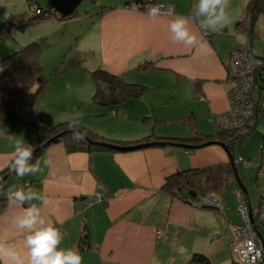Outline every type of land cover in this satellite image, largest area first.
Instances as JSON below:
<instances>
[{
  "label": "crops",
  "instance_id": "0c3cea01",
  "mask_svg": "<svg viewBox=\"0 0 264 264\" xmlns=\"http://www.w3.org/2000/svg\"><path fill=\"white\" fill-rule=\"evenodd\" d=\"M194 3L195 0H159L156 5L171 7L172 12H161L156 21L149 19L146 9L132 8L126 3L97 11L95 21L92 15L80 22L78 16L74 17L73 28L70 21H60V26L67 25L75 35L80 33V28L83 30V39L75 48L84 53V63L90 69L102 67L120 74L127 82L147 87L141 97L131 99L138 102L131 108L144 110L143 118L151 119L152 128L150 125L137 132L138 126L132 125L126 134L111 133L104 129L109 125L105 122L101 126L96 121L83 120V125L117 140H139L152 133L158 137L190 138L194 132L177 119L191 116L199 122L200 112L193 110L189 114L190 108L198 109L193 94L203 97L200 100L212 115L228 110L226 62L230 53L242 44L234 45L238 32L241 33L236 24L243 17L248 0H227L229 22L218 32L201 27L192 16ZM181 16L197 36V45L187 46L171 39L167 25ZM145 62H153V67L140 68ZM183 88H190V91L186 89L188 95L181 94ZM59 95L58 90L45 92L39 103V111L50 123L62 121L57 120L58 112H66V108L54 105ZM129 101L118 106L117 115L131 109L125 107ZM167 103L182 109L168 114L162 110ZM94 107L95 115L105 116L110 110ZM178 122L187 129L163 127L177 126ZM198 127L207 134L199 123ZM39 135L37 130L14 120L4 124L0 135V179L4 178L1 172L12 159L9 140L15 136L27 141ZM171 142L126 151L96 152L69 150L66 143L58 142L34 161H39L42 167L45 160L50 161L41 174L25 177L9 174L4 183L7 181L8 191L28 182L23 189L41 192L50 201L41 206L42 215L63 230L61 247L77 250L82 264H234L227 237L234 239L231 224L239 222H231L220 208L212 211L210 207L197 206L181 192L174 194L164 188L170 175L227 164L230 153L219 144L192 148ZM97 195L103 201L94 200ZM3 197L0 198V239L24 255L23 233L11 223L21 208L10 203L6 195ZM160 229L162 235L157 234ZM84 231L89 232V246L81 250L79 239ZM261 232L264 238L263 229ZM194 255L205 258L193 260ZM5 264L10 262L6 260Z\"/></svg>",
  "mask_w": 264,
  "mask_h": 264
},
{
  "label": "rangeland",
  "instance_id": "374dc122",
  "mask_svg": "<svg viewBox=\"0 0 264 264\" xmlns=\"http://www.w3.org/2000/svg\"><path fill=\"white\" fill-rule=\"evenodd\" d=\"M127 1L128 0H83L76 9L79 17L77 20L80 22L82 18L92 15L94 16L92 21H95V13L100 11L103 7L125 4ZM49 2L50 0H0V75L2 72L1 59L4 56L15 52L22 45H26L30 42H38L42 48L41 65L44 69V75L46 77L54 76V79L45 92L58 90L60 92L59 99L54 100V105L56 108H58V106L60 108H66V112L64 110L63 112H58L59 116L57 120H62L60 122L68 121L74 113H79L82 117L81 122L83 120L88 122L96 121V123L101 126L104 122L108 123L109 125L106 126L108 128L104 127V129L111 130V133L126 132L127 134V132L131 131L132 125L138 126L137 130H135L137 132H140V129L141 131L143 129L146 130L150 125L152 128L151 119L145 120L143 118L144 110H141L140 107L131 108L134 107V103H138L137 100H131L132 98L127 99L130 100L128 102L129 105H125L126 108L131 109L125 110V113L121 116L110 113L105 116L95 115V104L92 100L94 93V83L91 76L92 69L89 68L87 63H84L86 61L84 57H80L82 60L81 66L69 67L70 59H74L77 51H80L75 47L78 46L77 44L79 41L83 39V30L81 28L79 29L80 33H78V35L73 34V31L70 29L73 28L72 21L75 20L74 18L61 21H70V28L67 25L60 26L61 22L58 20L57 15L49 12L51 15L49 20L33 23L25 28L22 27L24 23L22 20L24 18H31L35 14H40L37 8L38 6L42 7V10L48 13L47 9L49 8ZM169 8L170 9H161V12H172V8ZM254 34L255 36L252 41L251 49L254 54L260 56L264 50V14L257 20L254 27ZM245 39V34L238 32V37L235 38L234 45L238 46L244 43ZM58 69L60 70L59 72ZM186 89L189 90L190 88H183L181 94L188 95L189 93ZM45 97L48 96L45 95ZM192 98L199 104H195V107L198 109L190 108L189 114H192L193 110L195 112H200L198 123L203 128L202 131L207 134L218 132L219 127L210 120L212 114L207 112L208 108L206 103L200 100L197 94H193ZM127 100L122 104H125ZM120 107H122V105H120ZM179 109H182V107L176 109L175 106H170L168 103L164 104L162 108V110L166 111L168 114H174ZM186 109L187 107H184V110ZM18 110L21 115L29 117L30 110L27 96L20 103V107L18 105ZM133 115H138L139 119H133ZM33 117L34 114L32 115V118ZM118 117H124L130 120H120ZM13 120L23 125L15 118L9 120V122H13ZM175 125L177 126L169 125L163 127H167L166 129H172L173 127L187 129L186 126H183L181 123ZM246 130L248 129H243V131ZM243 131L239 133H243ZM249 131L251 132L247 134L243 140L241 138L237 140L234 145V156L243 159L238 161L235 160L237 173L242 184L246 187L252 203L255 205L260 198L262 187L264 186V178L258 176V166L251 162L260 163L263 159L264 118L256 124L253 130L249 129ZM174 143L186 144L182 142ZM244 161L250 164H246ZM1 176H3L2 172ZM200 177L202 187L199 192V199L205 201L207 198L213 197L220 202V209L224 210L226 214L229 215L231 222L241 223L242 215L239 212L238 200V191L241 187L236 181V173L230 171L229 168L225 166H213ZM3 180L4 178L0 179V186L3 185ZM181 193L191 198L189 188H183ZM212 209L215 211L217 208L210 206V210ZM262 229L264 231V226Z\"/></svg>",
  "mask_w": 264,
  "mask_h": 264
},
{
  "label": "trees",
  "instance_id": "16d2710c",
  "mask_svg": "<svg viewBox=\"0 0 264 264\" xmlns=\"http://www.w3.org/2000/svg\"><path fill=\"white\" fill-rule=\"evenodd\" d=\"M158 2L159 0H128L126 4L130 5L132 8H134L135 6L138 9H146L148 6L158 4ZM37 8L40 11V14H35L31 18H24L22 20L24 21L22 25L23 28L33 23L49 20L51 16L49 12L57 15V18L60 21L78 16L77 11H75L71 16L68 17L60 16V14H58L57 11L51 7L50 2L49 8L47 9L48 13L43 11V8L40 6H38ZM105 8L106 7H103L101 10L104 11ZM101 10L98 12H101ZM262 14H264V0H248L243 13V17L239 19L236 24L239 31L245 34L246 39L244 40L245 42L242 43L235 51L239 50L247 42L248 37L250 38V44L252 47V41L255 36L254 27L257 20ZM233 52H231L230 54H232ZM83 54L84 53H82L81 51H77L75 58L70 59L69 67L81 66L82 60L80 59V57H83ZM41 55L42 48L40 44L38 42H30L26 45H22L18 50L7 56H4L1 59L2 72L0 75V135L4 130V124L13 118L17 119L22 124L27 125V127L31 128L32 130H37L40 135L36 138L27 140V142L33 146L34 161L38 157H40L49 146L58 142L66 143V146L69 150L77 149L87 150L89 152L108 150L122 151L121 149L104 146L103 144L90 143L87 139L80 143H73L71 141V135L67 128V121L50 123L43 117L38 109L39 103L44 92L54 79V76L46 77L44 75V69L41 65ZM262 55H264V50ZM151 67H153V62H145L144 64L140 65V68L142 69ZM59 71L60 70L58 69V72ZM91 76L94 83V93L92 97L93 103L96 106L110 108V114H113L112 111L114 110L118 112V106L125 100L129 98L141 97L147 89L145 85L127 82L122 78L120 74L113 73L102 67L91 70ZM103 85L108 86L107 94L105 89L102 87ZM193 85L197 86V82L193 81ZM26 96L28 97V106L30 110L29 117L21 115L20 111L18 110V105L20 107V103ZM197 97L199 98L200 96L198 95ZM33 114L34 117L32 118ZM177 120L189 126V128L194 132V135L190 138H176L158 137L154 133H152L151 135H148L139 140H117L106 138L105 136L100 135L83 125L81 121L80 123L82 125L81 131L87 134L88 139L90 138L95 142L115 144L120 146H134L144 143L148 144L146 146H149L156 144L160 145L162 144V142H165L163 144H168V142L173 141L182 142L198 147V145H202L207 141H215L224 143L235 160L237 159V157L234 156V145L236 144L237 140L240 138L243 140L245 136L251 132L249 131V129L253 130L256 124L259 123L258 117H255L250 120L249 123L244 127L229 129L219 128V131L216 133L204 134L200 131L198 124L193 117L190 116ZM245 128H247L248 130L243 131V129ZM240 131H243V133H239ZM218 166H225L226 168H229L230 171L235 172L230 162ZM211 168L212 167L191 168L170 175L167 178L164 188L168 192L179 194L183 188L187 187L190 189V196L191 199L195 201V205L200 207H210L211 205H209L206 200L203 201L199 199V192L202 187L200 176L208 172ZM9 174L11 173L8 166L4 171H2V175L6 176ZM24 184H26V182L20 185ZM2 187L3 189L0 190V198L3 199V196L7 191V181L3 183ZM194 191L197 192V195L195 196L193 195ZM216 208L220 207L218 206ZM88 241L89 232L84 231L79 239V247L81 248V250H85L89 246ZM204 258L205 257L203 255H194L192 259L204 260ZM234 264L240 263L237 260H234Z\"/></svg>",
  "mask_w": 264,
  "mask_h": 264
},
{
  "label": "clouds",
  "instance_id": "9594fccd",
  "mask_svg": "<svg viewBox=\"0 0 264 264\" xmlns=\"http://www.w3.org/2000/svg\"><path fill=\"white\" fill-rule=\"evenodd\" d=\"M227 0H195L192 16L202 28L218 32L227 26L229 17L226 12ZM150 20L156 21L161 15V7L152 5L146 8ZM173 42L187 46L197 45V36L188 27L184 17L171 20L168 25ZM107 94V85L102 86ZM82 117L74 113L67 121V128L73 143L87 139V134L81 131ZM12 148V159L9 171L17 177L36 176L41 174L43 167H48L50 161L45 160L43 167L39 161H34L33 146L24 138L13 136L9 140ZM8 201L21 208L19 214L12 217L11 223L23 233L22 255L7 241L0 239V264L9 261L10 264H82V257L77 250L61 247L62 234L54 224L46 219L41 212V206L50 201L38 191L31 188H9L5 193ZM27 205V207H25Z\"/></svg>",
  "mask_w": 264,
  "mask_h": 264
},
{
  "label": "built area",
  "instance_id": "2783aa9c",
  "mask_svg": "<svg viewBox=\"0 0 264 264\" xmlns=\"http://www.w3.org/2000/svg\"><path fill=\"white\" fill-rule=\"evenodd\" d=\"M160 7L162 10L170 9ZM204 33L207 31L204 30ZM226 65L229 75L226 92L229 108L226 112L211 115L210 120L221 129L244 127L255 117H258L260 122L264 118V55L259 56L253 53L248 37L247 42L239 50L230 54ZM199 98L203 99L202 96ZM112 113L118 112L114 110ZM238 160L243 159L237 157L236 161ZM244 162L250 164L247 161ZM251 163L258 166V176L264 178V151L260 163ZM18 188L23 189V185H19ZM101 199L102 197L97 195L94 200ZM238 200L242 223L231 224L234 239L230 240L227 237L233 257L240 264H264V242L261 232L264 226V186L255 205L242 189L238 191ZM206 201L214 207L220 205L219 201L213 197L207 198ZM58 229L62 234L63 230ZM162 233V229L157 231L158 235Z\"/></svg>",
  "mask_w": 264,
  "mask_h": 264
},
{
  "label": "water",
  "instance_id": "95a60500",
  "mask_svg": "<svg viewBox=\"0 0 264 264\" xmlns=\"http://www.w3.org/2000/svg\"><path fill=\"white\" fill-rule=\"evenodd\" d=\"M82 1L83 0H50V5L61 16L68 17V16H71L76 11L77 7L80 5V3ZM87 140L90 143L103 144L104 146H109V147H112V148H115V149H121V150H132V149L145 147L146 145H148V144L141 143V144L134 145V146H132V145L131 146H120V145H115V144L95 142V141H92L90 138L89 139L87 138ZM163 143H165V142H162V144ZM171 143H174V142H171ZM174 144L181 145L183 147H196V146H192V145H188V144H179V143H174ZM211 144H219V145L224 147L229 152L227 146L224 143H222V142L207 141V142H205L202 145H198V147L199 146H204V145H211ZM230 163L233 166L234 171L236 173V181H237V183L240 185V187L244 191V193L248 194V191H247L246 187L242 184V182H241V180H240V178L238 176L237 169H236V161H235V159H234V157L232 156L231 153H230ZM6 178H7V176L4 177V180H6ZM193 195L194 196L197 195V192L194 191ZM263 241H264V238H263Z\"/></svg>",
  "mask_w": 264,
  "mask_h": 264
},
{
  "label": "bare ground",
  "instance_id": "6f19581e",
  "mask_svg": "<svg viewBox=\"0 0 264 264\" xmlns=\"http://www.w3.org/2000/svg\"><path fill=\"white\" fill-rule=\"evenodd\" d=\"M248 34V33H247Z\"/></svg>",
  "mask_w": 264,
  "mask_h": 264
}]
</instances>
